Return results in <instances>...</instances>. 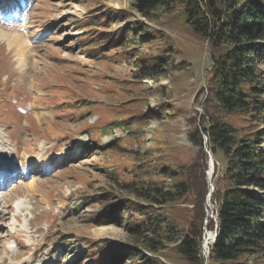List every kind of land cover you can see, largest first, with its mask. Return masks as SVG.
Listing matches in <instances>:
<instances>
[{
  "label": "rangeland",
  "instance_id": "1",
  "mask_svg": "<svg viewBox=\"0 0 264 264\" xmlns=\"http://www.w3.org/2000/svg\"><path fill=\"white\" fill-rule=\"evenodd\" d=\"M100 7L142 19L130 0H0V33L19 42L10 47L0 37V167L9 168L0 179V264H114L87 251L102 252V240L144 246L146 233L132 236L124 217L113 223L108 215L119 201L137 199L129 186L133 165L175 169L192 163L199 149L194 127L207 94L208 42L165 29L173 52L168 69L171 61L181 69L135 84L131 48L100 40L121 23L88 26L90 10ZM168 19L180 25L177 14ZM137 97L139 109L159 116L142 132L122 125ZM217 158L223 187L224 160L219 152ZM38 159L42 167L31 169ZM208 212L215 225L207 228L204 219L205 227L214 233L213 202ZM102 213L106 222H99Z\"/></svg>",
  "mask_w": 264,
  "mask_h": 264
},
{
  "label": "trees",
  "instance_id": "2",
  "mask_svg": "<svg viewBox=\"0 0 264 264\" xmlns=\"http://www.w3.org/2000/svg\"><path fill=\"white\" fill-rule=\"evenodd\" d=\"M130 5L142 19L122 9L100 7L90 10L88 26L97 30L121 23L113 31L101 32L100 40L108 48H131L127 54L135 58V84L181 69L172 61L168 69L173 52L165 29L189 32L210 46L207 94L194 127L199 149L192 163L175 169L133 165L129 186L137 199L119 201L120 206H112L114 215H108L113 223L124 217L132 236L146 233L144 246L102 240V252L87 253L114 264L127 258L135 260L131 264H204L200 247L204 219L207 228L215 225L204 211L209 191L205 135L214 164L211 200L216 206V238L206 264H264V0H130ZM173 14L180 25L169 22ZM141 99L128 103L122 121L139 132L159 117L139 109L136 103ZM233 117L240 120L239 127L232 124ZM218 152L224 160L223 187L216 181ZM189 201L191 210L183 205ZM100 218L106 222L107 215Z\"/></svg>",
  "mask_w": 264,
  "mask_h": 264
},
{
  "label": "bare ground",
  "instance_id": "3",
  "mask_svg": "<svg viewBox=\"0 0 264 264\" xmlns=\"http://www.w3.org/2000/svg\"><path fill=\"white\" fill-rule=\"evenodd\" d=\"M0 37H1L2 40L6 41V43L10 47L13 46V45H19L18 35H16V34H12V33L11 34H7V33H5V31H2L0 33ZM19 65H20V67H22L24 65L23 59H21ZM41 167H42V161L38 159L37 162H35V164H33L30 168L31 169H40ZM8 174H9V168L0 167V179H5L6 177H8ZM27 187L28 188H32L33 187V183L30 182V184H28ZM208 236H210V234H208ZM211 241L212 240H211V236H210L209 238L206 239V242H204L203 247H202L203 248L202 249V256L203 257L206 256V251H207V255H208L209 245L211 244ZM14 264H19V263H14ZM31 264H35V263H31Z\"/></svg>",
  "mask_w": 264,
  "mask_h": 264
},
{
  "label": "water",
  "instance_id": "4",
  "mask_svg": "<svg viewBox=\"0 0 264 264\" xmlns=\"http://www.w3.org/2000/svg\"><path fill=\"white\" fill-rule=\"evenodd\" d=\"M203 147L205 149V151L208 153V170L206 171V180L209 184V191H208V194H207V198H206V214L208 215V208H211L212 207V202H211V194L213 192V185H212V182H211V176H212V173H213V167H214V164H213V158H212V155L210 154V152L207 150V137L205 135H203ZM205 223H204V227H203V233H202V240H201V244H200V247H201V251H202V247H203V244L204 242H206V239L209 238L211 236V240L214 241V239L216 238V231L214 233H208V231L206 230V227H205ZM208 234H210V236H208ZM208 254H209V251H208ZM207 251H206V256L203 257L204 258V264H206V260H207Z\"/></svg>",
  "mask_w": 264,
  "mask_h": 264
}]
</instances>
